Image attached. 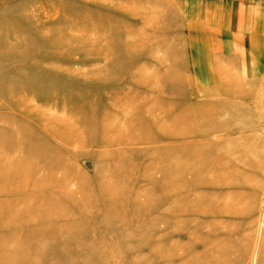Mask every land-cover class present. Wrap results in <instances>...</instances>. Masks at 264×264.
Here are the masks:
<instances>
[{
    "label": "rangeland",
    "instance_id": "rangeland-1",
    "mask_svg": "<svg viewBox=\"0 0 264 264\" xmlns=\"http://www.w3.org/2000/svg\"><path fill=\"white\" fill-rule=\"evenodd\" d=\"M259 43L264 0H0V264H264Z\"/></svg>",
    "mask_w": 264,
    "mask_h": 264
},
{
    "label": "crops",
    "instance_id": "crops-1",
    "mask_svg": "<svg viewBox=\"0 0 264 264\" xmlns=\"http://www.w3.org/2000/svg\"><path fill=\"white\" fill-rule=\"evenodd\" d=\"M251 0H248V2H250ZM212 3H210V1H208V3L205 5V10H201V13H202V15L206 18V20L207 21H210L211 20V13L213 14V13H215V7H214V9L213 8H211L210 7V5H211ZM251 7H253L252 5L250 6L249 4H247V5H245L244 6V8H249V10L248 11H250V8ZM204 11V12H203ZM228 11V13L230 14V12H229V10H227ZM247 11V12H248ZM228 14V17H230V15ZM214 16V15H213ZM214 18H215V16H214ZM216 18H217V16H216ZM215 18V19H216ZM243 25H245L243 28H248V30H251V26H252V21H251V17H250V15L248 14L247 15V17L243 20V19H240V21H238V28H239V26L241 27V26H243ZM248 27H247V26ZM252 32V31H251ZM227 34V33H226ZM239 33H236V35H238ZM235 37V36H234ZM238 40H241V41H246L247 40V36H242V37H239L238 38ZM251 40H253L252 39V36H250V39H249V41H251ZM254 41V40H253ZM252 41V42H253ZM261 44V45H260ZM264 44V43H263ZM256 51V52H255ZM260 52H262V53H264V48L262 47V43H259V48L257 47V49L255 48V49H252L251 47H250V44H249V49L248 50H246V51H244V53H243V55L246 57V59L248 60V59H252L253 57H257V59H260V57L258 58V56H260L259 54H262V53H260ZM254 53H256L257 54V56H253V54ZM256 58H253V60H255ZM260 60H262V59H260ZM258 61V60H257ZM259 62V61H258Z\"/></svg>",
    "mask_w": 264,
    "mask_h": 264
}]
</instances>
